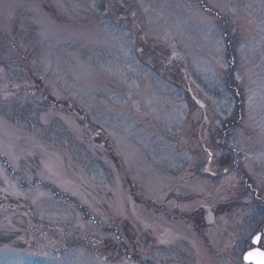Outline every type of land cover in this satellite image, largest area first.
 Returning <instances> with one entry per match:
<instances>
[{
  "label": "rangeland",
  "instance_id": "rangeland-1",
  "mask_svg": "<svg viewBox=\"0 0 264 264\" xmlns=\"http://www.w3.org/2000/svg\"><path fill=\"white\" fill-rule=\"evenodd\" d=\"M259 235L264 0H0V264H244Z\"/></svg>",
  "mask_w": 264,
  "mask_h": 264
},
{
  "label": "water",
  "instance_id": "water-1",
  "mask_svg": "<svg viewBox=\"0 0 264 264\" xmlns=\"http://www.w3.org/2000/svg\"><path fill=\"white\" fill-rule=\"evenodd\" d=\"M259 238H260V235L258 237L255 236L253 238L252 242L255 247L243 255V262L245 264H264V251L260 250L257 247L259 243Z\"/></svg>",
  "mask_w": 264,
  "mask_h": 264
},
{
  "label": "flooded vegetation",
  "instance_id": "flooded-vegetation-1",
  "mask_svg": "<svg viewBox=\"0 0 264 264\" xmlns=\"http://www.w3.org/2000/svg\"><path fill=\"white\" fill-rule=\"evenodd\" d=\"M261 237H262V236H260V239H261ZM257 247H258L260 250L264 251V246H258V245H257ZM250 250H251V249H250ZM250 250H248V251H250ZM243 255H244V254H243ZM242 261H243V256H242ZM244 264H245V263H244Z\"/></svg>",
  "mask_w": 264,
  "mask_h": 264
},
{
  "label": "trees",
  "instance_id": "trees-1",
  "mask_svg": "<svg viewBox=\"0 0 264 264\" xmlns=\"http://www.w3.org/2000/svg\"><path fill=\"white\" fill-rule=\"evenodd\" d=\"M42 186H43V184H41ZM46 187V186H45ZM85 213H86V211H85ZM86 217L88 216V214L86 213V214H84Z\"/></svg>",
  "mask_w": 264,
  "mask_h": 264
},
{
  "label": "snow or ice",
  "instance_id": "snow-or-ice-1",
  "mask_svg": "<svg viewBox=\"0 0 264 264\" xmlns=\"http://www.w3.org/2000/svg\"><path fill=\"white\" fill-rule=\"evenodd\" d=\"M250 255H252V254H250ZM259 255V254H258Z\"/></svg>",
  "mask_w": 264,
  "mask_h": 264
}]
</instances>
